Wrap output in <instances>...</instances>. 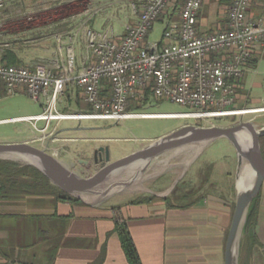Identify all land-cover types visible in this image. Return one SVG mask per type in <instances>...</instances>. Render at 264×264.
<instances>
[{"label": "crops", "instance_id": "obj_1", "mask_svg": "<svg viewBox=\"0 0 264 264\" xmlns=\"http://www.w3.org/2000/svg\"><path fill=\"white\" fill-rule=\"evenodd\" d=\"M210 1L213 8L208 5ZM123 3L127 8H123L121 15L108 11L110 6ZM131 3V0H9L6 12H14L16 8L36 14L32 22L34 30L41 34L45 30L43 36L46 37L41 41L52 53L51 57L56 52L57 35H73L74 49L78 42L84 43L83 56L75 61L80 69L87 54L85 30L101 31L112 27L117 33H124L125 26L137 19L131 13ZM230 4L231 0H204L199 13L200 30L211 32L226 28L224 11ZM87 8L91 9L90 13ZM54 12L60 14L48 19L47 15L52 16ZM218 12L222 14L218 15ZM248 15L254 20H264V2L253 4ZM160 21L167 22L166 19ZM0 93L5 94V91ZM57 131L61 143L56 147L64 152L65 147L74 146L80 138L66 134L68 131L61 127V123ZM82 136L81 139L92 142L93 148L109 146L111 151V146L105 142L108 138ZM220 140L230 142L221 138L205 146L191 168H195L208 146ZM15 142H30V139ZM210 161V166L221 163L220 177L214 178L212 174L200 181L199 171L195 169L196 174L190 182L197 186L189 183L192 186L183 187L176 196V203L156 198L146 203L123 200L88 204L57 200L51 193L33 192L0 199V264H130L116 231L117 218L126 221L143 264H225L226 242L237 192L232 186L227 192L224 184L232 175V168L228 167L229 162L232 164L231 157L222 156ZM256 209V264H264V183L256 199Z\"/></svg>", "mask_w": 264, "mask_h": 264}, {"label": "built area", "instance_id": "obj_2", "mask_svg": "<svg viewBox=\"0 0 264 264\" xmlns=\"http://www.w3.org/2000/svg\"><path fill=\"white\" fill-rule=\"evenodd\" d=\"M8 1L0 0V25L8 22ZM131 1V13L137 19L125 26L124 33L112 27L85 30L87 54L80 69L75 65L73 35L55 37L56 52L47 63L9 64L2 60L6 46L0 44V89L8 95L23 92L43 109L39 114L10 121L33 123L41 135L38 139L54 142L59 141L57 128L65 120H205L247 115L243 113L246 109L237 108L243 79L257 55L264 53V20L251 19L248 10L264 0H231L224 11L227 27L211 32H203L199 26L204 0ZM86 11L90 13L91 9ZM24 19L33 22L36 14H26ZM163 19L167 22L161 39L149 41L154 24ZM69 84L80 88L88 109H59ZM148 95L191 110L157 114L132 111V106L148 101ZM39 121L45 122L41 128L36 126ZM52 121L56 125L50 129ZM48 143L42 148L49 150ZM53 150L58 156L59 148Z\"/></svg>", "mask_w": 264, "mask_h": 264}, {"label": "rangeland", "instance_id": "obj_3", "mask_svg": "<svg viewBox=\"0 0 264 264\" xmlns=\"http://www.w3.org/2000/svg\"><path fill=\"white\" fill-rule=\"evenodd\" d=\"M208 5L212 8L214 6L212 1H210ZM44 7L46 8L47 6ZM123 8H127L126 3L114 4L110 6L108 11L112 14L121 15L123 13ZM13 11L14 12L7 13L8 22L0 25V44H4L6 46L5 48H11L22 60L23 65H29L36 62L47 63L52 53L46 50L47 47L44 45V42L41 41L42 37H46L43 36L45 34V30H42L44 31L43 34L39 33L37 30H34L35 25H33L32 22H28L26 19H24V15L28 14L27 12L16 10V8ZM218 13V15L222 14L221 12ZM58 14L54 12L52 13V16L47 15V18L53 19ZM175 17H177L176 13L174 14V18ZM164 27V22L157 21L149 35V41L154 42L160 40L163 35ZM84 49V43L78 42V44H76L74 49L75 61H79V59L82 58ZM257 60V65L249 70L246 74L245 87L241 90L237 103L238 109H254L264 107V54L257 55ZM68 95L72 96L71 102H68L67 99L59 101V109L61 111L70 112L79 110L77 104L75 103V86H71L70 90H68L66 93V96ZM82 105H85V107H83L85 109H88L86 106L89 107V105L84 101L82 102ZM190 110V108L182 106L181 104L169 100H158L154 97H151L147 104H144L141 107H134L132 109V111L136 113L147 114L181 113ZM42 111L43 109L40 103L31 99L25 93H18L14 95L0 93V144L14 143L15 141L26 138L30 139V143H33L38 147H42L43 143L47 144L48 141H50L48 143V151L53 153V148H56V146L61 142L57 141L54 143L51 140H45L42 142V140L38 139L41 137V135L35 129L33 123L22 121H1L7 118H14L18 116L36 115ZM261 111L263 112L257 110L250 112L251 114L246 113L247 115L243 116L216 117L205 120L174 117H133L121 121L99 119H84L82 121L65 120L61 122V127L67 129L68 132H66V134L70 133L73 134V136L78 135L80 138L74 146L65 147V150L73 152V155L70 152L67 153L66 151L64 152L63 150H59L58 157L70 163L71 168L82 176L89 177L96 171V166L93 164L94 162L92 155L93 149L95 148H93L91 141L81 139L83 138L82 135L84 134H87L89 138L94 136L108 138V140L105 142L111 146L112 160H116L185 125H196L203 127H230L243 121H253L259 128L264 127V110ZM55 124L56 122L52 121L50 123V129H52ZM44 125V121H39L36 123V126L39 128L43 127ZM195 156L196 154L190 159L189 162H187V154H181L179 156L172 157L169 159V163L174 167L165 169L163 171H157L154 168L156 162H153L149 166H146V168L141 173L142 176H146V178L142 181V184L146 187L145 190H123L120 192H115L104 197L98 202H95L94 204H108L123 200L130 201L144 195H154L158 199H164L168 197L172 203H176V196L178 192L182 191L183 187H186L189 185V183H191L190 181L192 180V177L196 174L195 169H197V172L199 171L197 176H199L200 181H203L212 174L214 178L220 177L221 174L219 173L221 169V163L216 164L217 166H210L209 164L211 163V159L219 160V158L222 156H230L232 159V164L229 162L228 167L232 168L231 173L233 176L231 175L227 177L228 179L224 182V184H226L225 188L228 192L231 190L232 186V188L235 187L236 190L234 191L237 192V153L234 146L230 142L226 140H220L208 146L199 162L196 164L195 168L192 169L191 167L194 163L193 158ZM83 161H89V164H86ZM19 163L25 165L22 162ZM85 169H87V171ZM180 176H182L181 179L174 186V188H172L173 184ZM231 182H233V184H231ZM191 184L193 186H197V184ZM191 184L189 186H192ZM107 185L108 184L105 186ZM258 195L256 199L258 198ZM257 244L258 242L253 244V242L247 240L242 257L240 259V264L257 263L258 257L255 256L256 250L258 248Z\"/></svg>", "mask_w": 264, "mask_h": 264}, {"label": "water", "instance_id": "obj_4", "mask_svg": "<svg viewBox=\"0 0 264 264\" xmlns=\"http://www.w3.org/2000/svg\"><path fill=\"white\" fill-rule=\"evenodd\" d=\"M245 134L250 136L249 142L242 141L241 137ZM263 135L264 127L259 128L253 121H243L230 127L185 125L114 161L111 160L109 146L96 147L92 153L96 171L89 177H84L73 170L70 163L60 159L56 154L30 142L0 144V160L12 159L32 165L61 190L85 203L94 204L84 200L81 195L96 192L127 168L136 164L149 166L157 160H162L161 158L179 156L187 147L197 144L207 146L218 139L226 138L237 153L236 186L244 159L249 162L255 173L254 182L249 188L243 190L237 188L235 210L226 242L225 264H240L241 243L247 216L264 183V157L260 145V138ZM13 155L25 160L10 157ZM181 177L175 181L172 188Z\"/></svg>", "mask_w": 264, "mask_h": 264}, {"label": "trees", "instance_id": "obj_5", "mask_svg": "<svg viewBox=\"0 0 264 264\" xmlns=\"http://www.w3.org/2000/svg\"><path fill=\"white\" fill-rule=\"evenodd\" d=\"M178 2H184V0H179ZM2 60L9 64L22 65V60L17 56V54L11 48H4L2 53ZM257 65V59L252 62V67ZM71 86L76 87V98L75 103L79 109H85V105H82L81 90L75 84H69L66 88V93L70 90ZM3 89H0V91ZM149 94V93H148ZM68 102L72 100V96L68 95ZM148 101L150 97L148 95ZM145 101L141 105L132 106L141 107L143 104L148 103ZM86 108H89L86 106ZM261 150L264 157V135L260 138ZM33 192L38 194L51 193L55 196L57 200H70L73 202H80L81 200L69 195L65 191L61 190L59 187L53 185L51 181L36 167L32 165H22L19 162L12 160H0V199H8L22 196L26 193ZM156 196L144 195L129 201V203H146L155 200ZM256 199V198H255ZM168 203H172L171 200L164 198ZM235 208V205H234ZM257 217L258 212L256 209V201L254 200L244 227L243 239L241 243V256L242 257L245 243L247 240L257 243ZM116 231L118 232L121 240L122 247L128 258L130 264H143L132 234L128 228L126 221L121 218L116 220ZM243 259V258H242Z\"/></svg>", "mask_w": 264, "mask_h": 264}, {"label": "bare ground", "instance_id": "obj_6", "mask_svg": "<svg viewBox=\"0 0 264 264\" xmlns=\"http://www.w3.org/2000/svg\"><path fill=\"white\" fill-rule=\"evenodd\" d=\"M257 110H264L261 108H254V109H246L243 113H250L254 112ZM243 142H249L250 141V136L245 134L244 136L241 137ZM205 144H197L194 146L187 147L183 150L182 154H187L188 155V160L187 162L190 161V159L196 154V156L204 149ZM195 156V157H196ZM10 157H15L18 159L25 160L23 158H20L19 156H10ZM194 157V158H195ZM171 157L168 156L167 158H164L162 160H157L155 161L156 164L154 168L157 171H163L165 169H169L171 167H174L170 165L169 159ZM193 158V159H194ZM192 162V161H191ZM146 168L144 164H136L133 165L126 170H124L122 173H119L116 175L111 182L108 183L107 186L104 188H100L96 192L93 193H88V194H82L81 196L83 197L84 200L95 203L98 202L99 200L103 199L104 197L111 195L115 192H120L123 190H129V191H137V190H145L146 187L142 184V181L146 178L144 175L142 176L141 173L143 170ZM127 175V176H125ZM255 179V173L254 170L252 169L251 165L249 162L244 159L242 163V167L237 179V187L238 190H243L246 188H249Z\"/></svg>", "mask_w": 264, "mask_h": 264}]
</instances>
